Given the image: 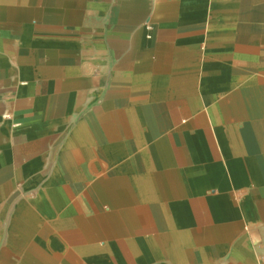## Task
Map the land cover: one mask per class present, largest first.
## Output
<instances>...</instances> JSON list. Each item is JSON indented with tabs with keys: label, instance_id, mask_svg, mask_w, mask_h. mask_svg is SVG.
<instances>
[{
	"label": "crops",
	"instance_id": "obj_1",
	"mask_svg": "<svg viewBox=\"0 0 264 264\" xmlns=\"http://www.w3.org/2000/svg\"><path fill=\"white\" fill-rule=\"evenodd\" d=\"M0 264H264V0H0Z\"/></svg>",
	"mask_w": 264,
	"mask_h": 264
}]
</instances>
